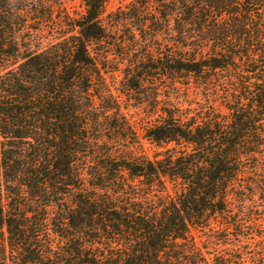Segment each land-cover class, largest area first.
Returning a JSON list of instances; mask_svg holds the SVG:
<instances>
[{
  "label": "trees",
  "instance_id": "trees-1",
  "mask_svg": "<svg viewBox=\"0 0 264 264\" xmlns=\"http://www.w3.org/2000/svg\"><path fill=\"white\" fill-rule=\"evenodd\" d=\"M108 1L0 0V264H264V236L240 245L264 201V0L127 2L150 41L132 86L199 95L158 109L152 157L90 49Z\"/></svg>",
  "mask_w": 264,
  "mask_h": 264
},
{
  "label": "rangeland",
  "instance_id": "rangeland-1",
  "mask_svg": "<svg viewBox=\"0 0 264 264\" xmlns=\"http://www.w3.org/2000/svg\"><path fill=\"white\" fill-rule=\"evenodd\" d=\"M70 10H80V0H67ZM129 0H109L104 14V23L108 28L114 29L117 25L118 28L115 35L111 36L114 39L102 42L98 45H91L90 49L93 50V54L98 52L102 56V78L105 88L108 90L105 93V97H111L113 104L117 103L122 116L126 119L132 129L137 133L139 141L143 146L144 152L152 157L155 152H164L170 146H164V148H157L149 144L142 138L143 130L154 123L157 118L160 107L171 104H180L183 108H195V104L198 103V96L194 95L196 90L192 87V90H185L182 85H177L178 89H171L169 84L164 81L150 79L146 77L145 85L140 89H135L132 86L135 83V79L131 76H127L128 64L133 59V56L139 52H134V42L149 46L150 42L148 35L141 40L138 36L136 23L129 18V10L125 8ZM117 23V24H116ZM47 32L51 29V25L47 26ZM161 35L158 37L161 43L165 40ZM113 43L114 45L109 46ZM148 74V73H147ZM178 99V103L175 98ZM244 179L242 178V181ZM247 205V217L256 221H249V228L245 229V235H251L247 241L243 240L240 245L244 248L247 244L252 249L257 250L259 248V237L264 236V201L261 200L259 193H254L252 197H248L245 201ZM249 212H251L249 214ZM246 217V216H245ZM222 238V236H220ZM228 248L221 246L222 250Z\"/></svg>",
  "mask_w": 264,
  "mask_h": 264
}]
</instances>
